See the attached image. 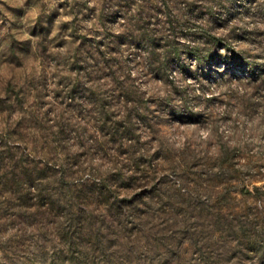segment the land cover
<instances>
[{
  "label": "rangeland",
  "instance_id": "1",
  "mask_svg": "<svg viewBox=\"0 0 264 264\" xmlns=\"http://www.w3.org/2000/svg\"><path fill=\"white\" fill-rule=\"evenodd\" d=\"M222 1L216 18L205 2L193 14L225 38L217 58L119 77L142 116L127 154L92 130L87 102L115 103L120 88L88 74L110 0H0V264H259L230 225L264 196V90L244 95L226 56L264 71V0Z\"/></svg>",
  "mask_w": 264,
  "mask_h": 264
},
{
  "label": "trees",
  "instance_id": "2",
  "mask_svg": "<svg viewBox=\"0 0 264 264\" xmlns=\"http://www.w3.org/2000/svg\"><path fill=\"white\" fill-rule=\"evenodd\" d=\"M204 2L208 5L206 8L209 15L216 18V12L212 7L222 3V0H110L108 2L110 5L103 7L102 16H106L105 22L102 19L103 34L97 32L91 37L93 39L89 40L93 48L88 51L90 63L88 74L97 73L96 78H104L103 81L111 86L119 84L120 88L117 89L118 94L113 99L116 100L115 103L98 101L97 97L101 96L98 93L94 96L95 100H87V102L100 108L93 121L94 124L98 123L99 127L95 125L92 130L107 137L108 143L126 145L128 147L126 152L130 154L135 125L138 124L139 119H142L138 107L134 109L135 114L132 113L134 107L132 106V109L128 107V102H133L129 96L132 93L118 82L119 77L130 80L132 71L127 67L130 63L142 67L146 64L147 69L162 76L170 61L181 57V54L192 56L199 63L218 57V44H225L223 41L225 38L211 33L204 27V23L199 21L200 17L193 15L196 9L203 7ZM118 18L120 21L117 27H112V23L115 19L119 20ZM227 58L231 65L233 63L239 65L242 67V72L245 71L247 74L237 77L239 81L249 85V89L244 90V95L249 90L256 92H260L262 88L264 90L263 63L253 57L237 56L234 53L229 54V57L226 56ZM86 90L92 95L91 86ZM254 94L251 92L248 97L251 99ZM121 100L124 104H120ZM114 105H118V109L113 107L110 111L106 107ZM78 113L83 115L80 110ZM61 127L62 134L64 133L62 124ZM119 152L126 153L121 150ZM221 154H224V150L220 152L219 158ZM214 167L217 169L213 176L225 179V174L230 170L226 162L218 160ZM35 169L36 167L32 170L27 168L23 170L27 188H30L28 182L30 179L41 178L36 175L38 171ZM254 188L256 191L260 190L258 185H254ZM241 214L243 219L241 225L238 223L230 225V228L238 226L237 230L242 231L241 234H237L235 233L237 230L233 229L232 242L239 244L244 252L252 254L250 258L258 260L259 264H264V196L261 197L259 206H254Z\"/></svg>",
  "mask_w": 264,
  "mask_h": 264
}]
</instances>
